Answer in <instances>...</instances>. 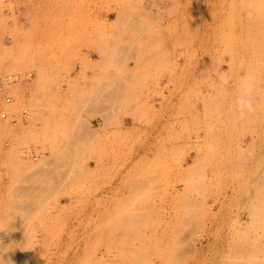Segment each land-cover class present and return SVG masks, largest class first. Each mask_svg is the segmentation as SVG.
I'll use <instances>...</instances> for the list:
<instances>
[{
  "label": "rangeland",
  "instance_id": "1",
  "mask_svg": "<svg viewBox=\"0 0 264 264\" xmlns=\"http://www.w3.org/2000/svg\"><path fill=\"white\" fill-rule=\"evenodd\" d=\"M88 71H112L106 138L76 126ZM10 74L0 264H264V0H0Z\"/></svg>",
  "mask_w": 264,
  "mask_h": 264
},
{
  "label": "crops",
  "instance_id": "2",
  "mask_svg": "<svg viewBox=\"0 0 264 264\" xmlns=\"http://www.w3.org/2000/svg\"><path fill=\"white\" fill-rule=\"evenodd\" d=\"M126 76L132 74L133 71H123ZM143 75H146L145 71ZM79 71H75L73 76L78 74ZM142 74V73H138ZM112 71H88L87 76L91 81H98L99 88L103 89V93L99 94L96 98L86 107L85 113L90 117L88 122H79L76 126L87 132V135L91 138H106L112 134V94L110 90ZM65 90V85L62 86ZM120 131L119 135L127 134L130 130L137 127V120L129 115V111L126 108L121 111L119 116Z\"/></svg>",
  "mask_w": 264,
  "mask_h": 264
},
{
  "label": "clouds",
  "instance_id": "3",
  "mask_svg": "<svg viewBox=\"0 0 264 264\" xmlns=\"http://www.w3.org/2000/svg\"><path fill=\"white\" fill-rule=\"evenodd\" d=\"M257 89L252 82L246 83L234 101V119L239 122L256 112Z\"/></svg>",
  "mask_w": 264,
  "mask_h": 264
},
{
  "label": "built area",
  "instance_id": "4",
  "mask_svg": "<svg viewBox=\"0 0 264 264\" xmlns=\"http://www.w3.org/2000/svg\"><path fill=\"white\" fill-rule=\"evenodd\" d=\"M1 2H5V0H1ZM9 39V37H7ZM32 73H29L27 75H25L24 77V81H30L32 79ZM20 80V77H18L17 75H13V74H10V75H6L4 77H1L0 78V84H8V83H11V82H17ZM22 117L27 119L28 118V114H27V111H23L22 112ZM0 118L1 119H6V115L5 114H1L0 115Z\"/></svg>",
  "mask_w": 264,
  "mask_h": 264
}]
</instances>
